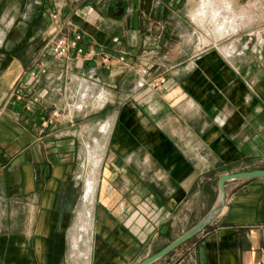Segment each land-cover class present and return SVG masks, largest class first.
Wrapping results in <instances>:
<instances>
[{"label":"crops","instance_id":"crops-1","mask_svg":"<svg viewBox=\"0 0 264 264\" xmlns=\"http://www.w3.org/2000/svg\"><path fill=\"white\" fill-rule=\"evenodd\" d=\"M197 3L0 0V264H137L208 213L220 176L264 169V36L192 56ZM69 30L124 61L50 55ZM34 62L47 67L36 82ZM20 81L39 97L30 110L11 97ZM84 151L101 156L90 203ZM225 187L217 219L152 264H264V177Z\"/></svg>","mask_w":264,"mask_h":264},{"label":"rangeland","instance_id":"rangeland-1","mask_svg":"<svg viewBox=\"0 0 264 264\" xmlns=\"http://www.w3.org/2000/svg\"><path fill=\"white\" fill-rule=\"evenodd\" d=\"M203 2L204 0H198V3L192 8L190 14L191 34H189V36L191 40L192 56L202 53H214L223 57L233 50L235 52L241 51L242 47L246 46L248 42H250V46L253 45L257 38H262L264 36V34H262L264 33V6L261 3L255 2L253 0H240L238 2L232 0H213V7H215L217 10L211 12V14H207L206 17H204L200 13L204 7ZM225 15L233 18V20L227 24V31L222 35H219L220 33H218L217 29L218 22L221 21ZM166 56V61H168L171 56L167 54ZM31 57L34 58L36 56ZM173 57L175 56H172V58ZM154 70L155 69L153 68L150 70L151 72H149L152 73ZM157 73H163L165 75L168 73V71L166 72L159 70ZM159 76L162 77V75H157L156 77ZM6 90L7 87H0V93ZM97 106L98 105L94 106L92 110H97ZM92 116H96V113H93ZM97 137L98 136L96 135V138ZM97 154H100V152L84 151V159L90 157L91 163H93V168L91 164H89V166L79 167L80 174H82L84 181L89 173L92 175L87 180L86 188L85 183H82L83 190L86 189L85 199L89 203L93 200L94 196L93 198H90L87 193L88 181L90 179H96L98 181L100 174L99 165L98 167L94 166V161L97 158ZM95 190L96 188L94 189V195ZM85 199H82L79 203L80 210L84 209L87 205ZM192 225L193 222H191L187 228L189 229V227H192ZM179 233L182 232H178L177 234ZM177 234L175 237H177ZM198 235L187 241L186 244L191 243V241H193ZM157 249V247L150 248V255L156 253ZM146 255L147 253L144 252L142 257Z\"/></svg>","mask_w":264,"mask_h":264},{"label":"built area","instance_id":"built-area-1","mask_svg":"<svg viewBox=\"0 0 264 264\" xmlns=\"http://www.w3.org/2000/svg\"><path fill=\"white\" fill-rule=\"evenodd\" d=\"M53 17H57V13L53 14ZM84 36L81 32L75 30H69L66 33L56 35L51 38L49 43L47 44V51L53 57L59 59H81V60H94L99 59L100 64L104 65L106 68H109L112 65L114 60L124 61V56H113L109 52L100 51L93 46H86L83 43ZM149 68L145 67L142 70V74L144 76H148L150 74ZM47 73V67L37 62H34L28 71H26L25 75L32 80V82H36L40 80V78ZM153 81H156L158 84H163L165 82V77H157ZM145 83V82H144ZM26 82L20 81V83L16 86L14 91L11 94V97L19 100L25 101L26 109L30 110L32 107V103L38 102L39 97L28 96L25 93ZM32 95V94H31ZM59 112L54 110L52 115L54 117L58 116ZM48 123V120H46Z\"/></svg>","mask_w":264,"mask_h":264},{"label":"water","instance_id":"water-1","mask_svg":"<svg viewBox=\"0 0 264 264\" xmlns=\"http://www.w3.org/2000/svg\"><path fill=\"white\" fill-rule=\"evenodd\" d=\"M122 1L117 3L118 10L116 12H112L109 16L113 19H118L119 16L123 14L124 8L122 6ZM264 177V169L263 170H252V171H244V172H235V173H226L220 176L218 185H219V192L217 199L212 206V208L208 211V213L197 223H195L192 227L188 230L183 232L180 236L175 238L171 241L168 245H166L161 250L157 251L156 253L144 258L137 264H152L170 253L176 250L178 247L186 243L187 241L194 238L196 235L201 233L205 230L209 225H211L221 213L225 202H226V182L233 180V179H254Z\"/></svg>","mask_w":264,"mask_h":264},{"label":"bare ground","instance_id":"bare-ground-1","mask_svg":"<svg viewBox=\"0 0 264 264\" xmlns=\"http://www.w3.org/2000/svg\"><path fill=\"white\" fill-rule=\"evenodd\" d=\"M213 3H214L213 0H204V2H203L204 7H203V10L200 12L202 16L206 17L207 14H211V12L217 10L215 7H213ZM220 14H222V13H220ZM232 20H233V18H230V17L225 15L222 18V20L218 22L217 29H218V33H220L219 35H222L223 33H225L227 31V29H228L227 24H229ZM100 161H101V156H97V158L94 161V166L98 167ZM96 183H97L96 179H90L88 181L87 193L90 196V198H93V196H94V189L96 188Z\"/></svg>","mask_w":264,"mask_h":264},{"label":"flooded vegetation","instance_id":"flooded-vegetation-1","mask_svg":"<svg viewBox=\"0 0 264 264\" xmlns=\"http://www.w3.org/2000/svg\"><path fill=\"white\" fill-rule=\"evenodd\" d=\"M119 1H115L114 4L112 5V8H111V12H116L118 10V6H117V3Z\"/></svg>","mask_w":264,"mask_h":264}]
</instances>
